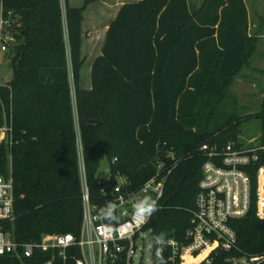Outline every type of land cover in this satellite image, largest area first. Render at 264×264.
Wrapping results in <instances>:
<instances>
[{
    "label": "trees",
    "instance_id": "obj_1",
    "mask_svg": "<svg viewBox=\"0 0 264 264\" xmlns=\"http://www.w3.org/2000/svg\"><path fill=\"white\" fill-rule=\"evenodd\" d=\"M13 10L18 45L9 53L13 79L0 85V126L12 122V145H0V174L13 175L17 218L8 229L18 241L44 234L79 233L83 223L79 138L93 196L106 159L140 187L173 148L178 166L147 226L153 237L183 240L190 227L205 157L199 147L239 140L240 118L219 121L227 87L257 42L249 35L245 0H138L124 3L95 59L90 90L79 86L83 6L65 0H0ZM76 85L77 115L70 81ZM264 134V98L260 103ZM257 168L248 214L233 220L237 248L228 259L264 254V218L257 215ZM0 264H27L15 256ZM31 264V263H30ZM32 264H40L32 263ZM72 264V263H69Z\"/></svg>",
    "mask_w": 264,
    "mask_h": 264
},
{
    "label": "built area",
    "instance_id": "obj_2",
    "mask_svg": "<svg viewBox=\"0 0 264 264\" xmlns=\"http://www.w3.org/2000/svg\"><path fill=\"white\" fill-rule=\"evenodd\" d=\"M61 4L65 14V0ZM18 43L14 11L6 10L1 1L0 63L5 59L11 65L9 53ZM70 81L77 115L72 67ZM14 142L12 122L0 126V145ZM199 151L205 157L203 176L183 240L153 237L147 230L153 214L162 207L160 200L168 177L179 163L173 148L165 150L156 164V173L140 187L117 174L112 186L99 185V193L93 196L79 138L82 227L77 234H44L38 241H18L8 229L17 218L15 182L12 174H0V257L15 256L27 264H143L147 242L150 264H216L222 254L237 248L232 222L251 209L253 167H258L257 215L264 218V134L247 144L231 141L220 146L206 141ZM102 178L111 180L109 168L106 175L101 173ZM242 258L248 264H264V254L231 258L228 262Z\"/></svg>",
    "mask_w": 264,
    "mask_h": 264
},
{
    "label": "rangeland",
    "instance_id": "obj_3",
    "mask_svg": "<svg viewBox=\"0 0 264 264\" xmlns=\"http://www.w3.org/2000/svg\"><path fill=\"white\" fill-rule=\"evenodd\" d=\"M131 0H118L127 2ZM204 0H190L192 9H199ZM248 11V32L254 40L259 43L264 41V0H245ZM11 60V57L8 58ZM262 68L263 70L259 69ZM13 79V68L5 59L0 63V83L8 84ZM228 99L222 106V113L219 121L226 120L230 115L240 118L239 140L248 143L250 139L259 137L262 133V119L260 103L264 98V62L252 60L244 64L232 77L227 87ZM109 165L107 160L101 162V173H108ZM150 250L148 243H145V257L143 264H150ZM229 264H248L245 258L234 260Z\"/></svg>",
    "mask_w": 264,
    "mask_h": 264
},
{
    "label": "crops",
    "instance_id": "obj_4",
    "mask_svg": "<svg viewBox=\"0 0 264 264\" xmlns=\"http://www.w3.org/2000/svg\"><path fill=\"white\" fill-rule=\"evenodd\" d=\"M138 1L131 0L127 2ZM72 7L83 6L85 0H69ZM126 2L118 0H91L84 11L82 23V47L81 54L83 65L80 70L79 86L83 90H90L91 72L95 59L102 53L110 23L117 16L121 6ZM252 60L264 62V41L257 43L256 50L252 54ZM263 70L262 68H259Z\"/></svg>",
    "mask_w": 264,
    "mask_h": 264
},
{
    "label": "water",
    "instance_id": "obj_5",
    "mask_svg": "<svg viewBox=\"0 0 264 264\" xmlns=\"http://www.w3.org/2000/svg\"><path fill=\"white\" fill-rule=\"evenodd\" d=\"M100 181H101V175H98L97 178L93 182V187L97 188L100 185Z\"/></svg>",
    "mask_w": 264,
    "mask_h": 264
},
{
    "label": "clouds",
    "instance_id": "obj_6",
    "mask_svg": "<svg viewBox=\"0 0 264 264\" xmlns=\"http://www.w3.org/2000/svg\"><path fill=\"white\" fill-rule=\"evenodd\" d=\"M153 210H154V206H153Z\"/></svg>",
    "mask_w": 264,
    "mask_h": 264
}]
</instances>
